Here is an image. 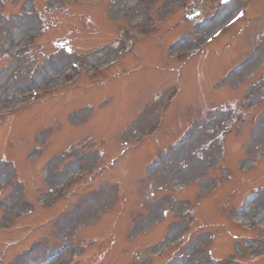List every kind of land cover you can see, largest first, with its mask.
I'll return each instance as SVG.
<instances>
[{
    "label": "rangeland",
    "instance_id": "374dc122",
    "mask_svg": "<svg viewBox=\"0 0 264 264\" xmlns=\"http://www.w3.org/2000/svg\"><path fill=\"white\" fill-rule=\"evenodd\" d=\"M30 1L0 0V24L5 27L2 29L0 26V85L5 86L0 94V114L6 105L12 106L26 100L31 90H48L72 60L81 61L86 68L104 64L110 53L105 51L97 55L101 47L109 46L121 37L127 40L134 37L138 32H132L131 27L137 17L141 23L147 22L145 11L148 7H145L144 0H140L138 5L135 0H128L124 8L122 2L127 0H76L72 4L56 0L51 5L39 0V7L35 11L41 13L38 15L48 25L47 30L42 32L44 37L32 50L22 53L20 49L16 52L14 49L19 44L20 35L27 34L26 46L31 42L28 37L31 32H39L43 26L35 18ZM240 3L238 0L237 4H230L222 10L216 22L203 28L204 34L200 30L198 35L201 38L196 45L225 24ZM172 4L166 1L165 7L170 8ZM114 9L117 11L112 17ZM125 9H131V12ZM126 12L128 19L123 20ZM4 15L10 20L20 21L21 30L18 33L16 24L8 25L3 20ZM161 16L156 13L154 19L159 20ZM22 18L30 19L26 28ZM13 36H16L15 44L10 45L8 40ZM137 38L139 42L135 52L116 69L99 75L95 80L84 75L78 82L79 87L64 90L65 93L56 91L45 94L37 104L8 117L9 121L0 120V185L9 183L11 176H14L13 185L0 190V218L3 216L5 219L0 220V256L6 255L5 264H89L90 260L93 261L92 254L96 257L95 264H165L171 255L175 258L168 264H264V258L248 261L242 258L261 254L264 250V207H260L257 200L258 193L264 188V159L258 163L263 165L261 168L259 166L243 176V168L264 150V84L249 79L243 84V94L240 93L241 89H225L221 90L222 93L214 90L223 71L256 51L259 52L256 56L259 61L249 64L245 70L246 77L250 78L253 73L252 76L256 77L264 74V45L261 49L264 43V0L255 4L248 18L219 41L212 52L189 58L184 63L168 57V41L172 37L161 39L157 36L156 40L153 37ZM257 39L262 42L256 47ZM260 61L261 66L257 64ZM231 101H236L238 105L245 101L247 123L244 120L243 124L238 125L244 117L242 113H228L230 108L222 107ZM204 107L208 110V116L216 111L219 113L200 122ZM228 123L230 126L226 132ZM236 124L238 128L233 127ZM143 131L150 142L130 151L131 138ZM193 132L202 134L201 140L192 142L188 139L181 150L182 154L174 160L176 163L158 168L154 178L163 181L165 187L174 179L176 183L180 179L181 184L183 179L192 178L188 174H181V171L176 172L180 160L187 159L185 153L192 152V148L195 151L197 147L201 150L199 157L206 155L204 148L209 146L207 150L210 159H213L211 165L209 160H194L190 169L187 168L188 159L184 163L189 171L196 170L208 176V179L189 182L184 191L172 187L168 191H160L157 186L155 190L150 188L154 182L152 176L146 175V172L150 173L147 169L149 163L152 165L160 156L164 158V152L180 134ZM39 135L42 136L41 143L37 140ZM84 147H87V155L79 160ZM96 155H101L103 160L105 157V165L112 160L114 163L98 181L86 188L87 194L69 195L50 204V196L62 184V180L67 175L76 174L79 164L83 168L89 167L92 157ZM249 155L253 156L249 159ZM56 158H61L59 169ZM216 159L222 160L221 164L216 163ZM46 170L48 179L45 182ZM215 175H219L222 182L221 192L219 195H207L204 182H215L216 185L218 177ZM115 183L122 187L124 195L126 193L125 204L115 201L118 190L111 187ZM188 190L196 192V199L203 208H198L197 215L204 228L193 232L181 252L178 248L157 259L156 255L165 245L176 247L174 240L188 222L182 218L184 215L180 207V201H184ZM18 193L22 203L18 200ZM243 195L247 203L254 201L255 210L243 218L237 215L242 227L235 228L229 223L228 227L231 228L227 231L220 225L223 221L220 213L230 210L236 213V204ZM192 196L193 193L189 199ZM224 196L232 197L233 207L225 208V203L222 204ZM87 199L92 200L90 212L83 215ZM159 205L180 207L181 212L180 224H172L167 238L161 243L159 236L166 230L169 219L148 224L136 221V228L133 227L134 220L140 219L149 206H156L151 211L158 218ZM108 206H112L109 212L95 221L96 217L92 214L96 208ZM176 208L172 210L175 213L178 212ZM17 211L21 213L16 215ZM181 219L185 222H181ZM4 221L8 224H3ZM68 223H75L73 227L82 239L95 235L97 229L110 238L100 237L94 245L98 248L89 245L80 259V255L78 258L70 248L71 243L77 242V248L81 243L83 248L90 241L74 237L76 232ZM1 226L15 227L13 230L18 231L17 236L12 238L14 232H4ZM213 228L218 234L215 243L209 248H201L206 234L211 233ZM4 241L12 243L6 251ZM225 243L228 244L226 248ZM152 248V258L148 254L143 256L144 251ZM53 252L57 255L55 260L46 263ZM232 258H236V262Z\"/></svg>",
    "mask_w": 264,
    "mask_h": 264
},
{
    "label": "bare ground",
    "instance_id": "6f19581e",
    "mask_svg": "<svg viewBox=\"0 0 264 264\" xmlns=\"http://www.w3.org/2000/svg\"><path fill=\"white\" fill-rule=\"evenodd\" d=\"M125 3H128V0H127V1H124V2H123V5H125ZM245 18H246V17H245ZM11 41H12V40H11ZM126 57H127V56H126ZM126 57H124V59H125ZM124 59H123V60H124ZM123 60H122V61H123ZM122 61H121V62H122ZM4 89H5V86H4L3 84H1V85H0V94L3 93L2 90H4ZM38 100H39V99H38ZM38 100H37V101H38ZM255 207H256V206H255V203H254V202H249L248 205H247V207H246V210L243 212L242 215H243V216H244V215H250V214L252 213V211L255 210ZM258 219H259V218H258ZM260 219H261V218H260Z\"/></svg>",
    "mask_w": 264,
    "mask_h": 264
}]
</instances>
